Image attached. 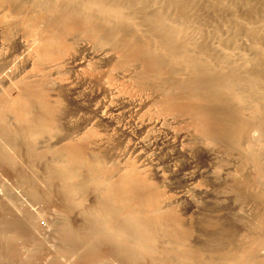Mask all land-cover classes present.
I'll return each mask as SVG.
<instances>
[{"label":"rangeland","instance_id":"rangeland-1","mask_svg":"<svg viewBox=\"0 0 264 264\" xmlns=\"http://www.w3.org/2000/svg\"><path fill=\"white\" fill-rule=\"evenodd\" d=\"M30 8L0 0V122L15 124L13 104L27 99L46 126L36 149L58 165L71 150L90 171L89 199L138 191L147 204L136 216L151 219L155 246L125 243L144 256L264 264L262 119L227 143L201 121L199 98L173 90L118 37L75 27L57 6L38 17Z\"/></svg>","mask_w":264,"mask_h":264},{"label":"bare ground","instance_id":"bare-ground-1","mask_svg":"<svg viewBox=\"0 0 264 264\" xmlns=\"http://www.w3.org/2000/svg\"><path fill=\"white\" fill-rule=\"evenodd\" d=\"M17 1L31 16L57 6L75 27L118 37L173 90L199 98L192 106L201 121L227 143L253 117L264 122V0ZM13 105L16 123L0 122V264H172L125 243L154 250L151 219L136 216L142 195L89 199L90 171L71 150L58 165L36 149L45 123L27 99Z\"/></svg>","mask_w":264,"mask_h":264}]
</instances>
